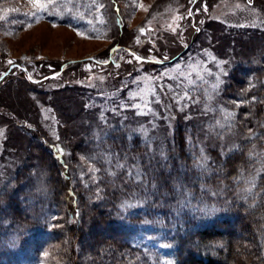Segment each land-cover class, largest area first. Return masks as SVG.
<instances>
[{
	"label": "rangeland",
	"instance_id": "obj_1",
	"mask_svg": "<svg viewBox=\"0 0 264 264\" xmlns=\"http://www.w3.org/2000/svg\"><path fill=\"white\" fill-rule=\"evenodd\" d=\"M92 1L98 16L79 29L57 22L75 17L78 1L33 16L32 0H0V190L39 136L96 203L99 170L82 152L89 135L124 127L148 143L191 127L206 148L225 151L240 139L219 95L235 66L264 55V0ZM89 235L87 246L110 238ZM52 253L38 264H53Z\"/></svg>",
	"mask_w": 264,
	"mask_h": 264
},
{
	"label": "trees",
	"instance_id": "obj_2",
	"mask_svg": "<svg viewBox=\"0 0 264 264\" xmlns=\"http://www.w3.org/2000/svg\"><path fill=\"white\" fill-rule=\"evenodd\" d=\"M75 1V17L57 22L90 28L85 17L98 16L96 4ZM219 98L241 133L228 151L206 148L191 127L148 143L124 127L98 141L87 136L82 152L99 170L97 203L36 137L0 190V264H38L49 250L53 264H264V55L235 66ZM96 230L110 238L87 246Z\"/></svg>",
	"mask_w": 264,
	"mask_h": 264
},
{
	"label": "snow or ice",
	"instance_id": "obj_3",
	"mask_svg": "<svg viewBox=\"0 0 264 264\" xmlns=\"http://www.w3.org/2000/svg\"><path fill=\"white\" fill-rule=\"evenodd\" d=\"M57 3H58V0H48V3H42L41 0H32L33 8L36 9V12H33L32 15L35 16L37 12H44V11H49V13L51 14V7L50 6H54ZM140 6L143 7V5H140ZM96 7H102V6H96ZM88 23L91 24L92 21L89 20ZM137 59L139 60L140 57H137ZM11 63H13V62L9 61V64H11ZM214 87H215V85H214ZM253 184H254V181H253ZM248 190L250 191L251 189H248Z\"/></svg>",
	"mask_w": 264,
	"mask_h": 264
}]
</instances>
